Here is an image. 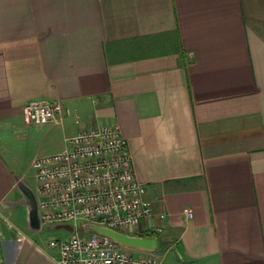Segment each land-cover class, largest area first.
Returning a JSON list of instances; mask_svg holds the SVG:
<instances>
[{"label": "crops", "instance_id": "0c3cea01", "mask_svg": "<svg viewBox=\"0 0 264 264\" xmlns=\"http://www.w3.org/2000/svg\"><path fill=\"white\" fill-rule=\"evenodd\" d=\"M41 99L61 120L26 122ZM100 126L128 141L161 264H264V0H0V264L59 255L30 226L23 153Z\"/></svg>", "mask_w": 264, "mask_h": 264}, {"label": "built area", "instance_id": "2783aa9c", "mask_svg": "<svg viewBox=\"0 0 264 264\" xmlns=\"http://www.w3.org/2000/svg\"><path fill=\"white\" fill-rule=\"evenodd\" d=\"M23 112L27 123L43 126L57 123L65 111L59 102L41 99L27 103ZM65 145L62 152L32 163L40 226L73 228L68 238L48 243L59 252L56 263L161 264L155 252L136 255L109 237L82 230L84 224H93L141 236L139 229L152 214L120 128L100 126L66 139ZM183 213L188 219L194 216L190 209Z\"/></svg>", "mask_w": 264, "mask_h": 264}, {"label": "rangeland", "instance_id": "374dc122", "mask_svg": "<svg viewBox=\"0 0 264 264\" xmlns=\"http://www.w3.org/2000/svg\"><path fill=\"white\" fill-rule=\"evenodd\" d=\"M60 138L61 135L59 134V136L55 138V140L58 141V139ZM46 150L47 149L39 148L37 146V148H34L33 150H28L24 152L17 171V175H19L22 178L24 184L33 193L36 203H37V197H36L37 181L35 177V171L32 167V163L38 156L44 155L45 153L43 152ZM5 219L9 223H12L15 226V228H17V230L22 231L25 227V220H26L25 208L14 207L13 210L5 216ZM39 231H40L39 240L42 241L43 243L44 242L49 243V240L52 237L55 239H63L70 236V232H68L63 228L54 229L53 227L43 226ZM133 252H135L136 255L141 254L138 251H133Z\"/></svg>", "mask_w": 264, "mask_h": 264}, {"label": "water", "instance_id": "95a60500", "mask_svg": "<svg viewBox=\"0 0 264 264\" xmlns=\"http://www.w3.org/2000/svg\"><path fill=\"white\" fill-rule=\"evenodd\" d=\"M24 194L28 199L29 207H30V212H29L30 226L34 230H39L41 226H40V221L38 218V210H37V203H36L35 197L33 193L28 189L24 190ZM53 228L54 229L63 228L70 233L73 232V228L69 225H57ZM82 230L85 233L92 231L97 234L109 237L112 240H114L116 243H118L119 245L132 249V250L155 252L157 249L156 238H146L142 236H129V235L118 233L110 229L103 228V227L93 225V224H84L82 226Z\"/></svg>", "mask_w": 264, "mask_h": 264}, {"label": "trees", "instance_id": "16d2710c", "mask_svg": "<svg viewBox=\"0 0 264 264\" xmlns=\"http://www.w3.org/2000/svg\"><path fill=\"white\" fill-rule=\"evenodd\" d=\"M142 237H146V238H153L154 236L152 235H141Z\"/></svg>", "mask_w": 264, "mask_h": 264}, {"label": "bare ground", "instance_id": "6f19581e", "mask_svg": "<svg viewBox=\"0 0 264 264\" xmlns=\"http://www.w3.org/2000/svg\"><path fill=\"white\" fill-rule=\"evenodd\" d=\"M132 250V249H131ZM134 251H137V250H134ZM139 252V251H138Z\"/></svg>", "mask_w": 264, "mask_h": 264}]
</instances>
